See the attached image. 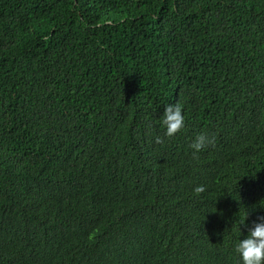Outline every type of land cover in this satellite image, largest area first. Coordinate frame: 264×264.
Returning <instances> with one entry per match:
<instances>
[{
  "label": "trees",
  "instance_id": "trees-1",
  "mask_svg": "<svg viewBox=\"0 0 264 264\" xmlns=\"http://www.w3.org/2000/svg\"><path fill=\"white\" fill-rule=\"evenodd\" d=\"M259 217L264 0H0V264H243Z\"/></svg>",
  "mask_w": 264,
  "mask_h": 264
},
{
  "label": "clouds",
  "instance_id": "clouds-1",
  "mask_svg": "<svg viewBox=\"0 0 264 264\" xmlns=\"http://www.w3.org/2000/svg\"><path fill=\"white\" fill-rule=\"evenodd\" d=\"M161 123L167 137L176 135L185 127V114L179 101L164 105ZM157 142H160L159 138H157ZM212 143L213 139L209 134L201 133L195 137L191 148L194 152H200ZM204 191L203 185L194 188L197 195ZM246 217H242L240 223ZM235 250L240 254L243 264H264V217L258 218L257 222L249 229L247 238L239 240L235 245Z\"/></svg>",
  "mask_w": 264,
  "mask_h": 264
}]
</instances>
